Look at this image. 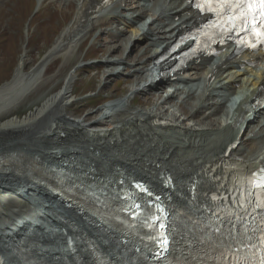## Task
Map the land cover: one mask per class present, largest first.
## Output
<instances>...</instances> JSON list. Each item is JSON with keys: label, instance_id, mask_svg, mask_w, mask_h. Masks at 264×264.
I'll return each instance as SVG.
<instances>
[{"label": "bare ground", "instance_id": "6f19581e", "mask_svg": "<svg viewBox=\"0 0 264 264\" xmlns=\"http://www.w3.org/2000/svg\"><path fill=\"white\" fill-rule=\"evenodd\" d=\"M61 1L65 6L75 3V14L49 52L27 70L24 66L14 68L9 79L0 84V190L17 192L19 198L26 194L38 207L33 219L14 213L0 215V264H96L90 244L96 242L104 248L108 238H99L92 222L59 204L57 196L73 204L63 186L68 178L62 175L65 168L72 170L70 179L78 186L88 175L104 178L103 183L127 175L132 180L143 178L157 184L164 172H170L176 178V195L185 197V184L191 176L206 179V164L223 159L227 145L235 139L240 142L224 154L226 159L238 166H252L255 161L264 164V111L247 114L242 104L264 86V65L257 71L239 69L246 61L258 60L260 53L222 62L227 53L224 51L215 66H207V60L201 59L190 66L186 79L178 77L176 85L171 83L173 90H162L161 96L169 94V108H161L153 100L151 107L135 110L132 104L138 93L151 92L150 99H154L159 85L149 83V65L174 32L194 20L191 10L184 6V0H163L156 15L152 14L154 20L145 25L142 5L137 3L145 0H128V5L117 0L105 14L102 11L106 6L96 0ZM41 2L38 0V7ZM106 22L122 24L108 29L112 40L120 39L108 50V57L116 51L124 53L129 42L132 45L122 58L107 57L102 72L105 79L127 73L130 95L111 101L94 117L72 118L66 109L73 95L75 68L56 94L47 95L34 108L16 115V108L27 103L44 84L48 65L58 57L68 59L91 30ZM127 32L130 36H123ZM142 41L146 46L137 51ZM132 52L136 53L131 57ZM121 65L129 69L122 72ZM180 81L185 89L177 85ZM231 92L241 107L234 118L223 111L226 95ZM178 95L183 96L181 101L176 99ZM255 141L258 143L253 144ZM49 220L55 227L43 225ZM102 226L116 232L109 223ZM67 235L71 236L70 243Z\"/></svg>", "mask_w": 264, "mask_h": 264}, {"label": "rangeland", "instance_id": "374dc122", "mask_svg": "<svg viewBox=\"0 0 264 264\" xmlns=\"http://www.w3.org/2000/svg\"><path fill=\"white\" fill-rule=\"evenodd\" d=\"M37 8H39L37 0H0V84L9 79L18 59L24 60L21 59L25 70L35 64L52 46L61 29L75 14V3L65 6L61 0H45L40 8ZM114 25L122 26V24ZM114 25L106 22L99 28L91 30L68 59L58 57L53 60L44 73V84L27 99V103L16 108L15 114L21 116L28 109L38 105L47 95L56 94L64 84L65 77L75 68L77 75L71 87L73 95L69 97L71 102L66 109L67 114L72 118L84 120L88 118V114L94 117L103 107V101H113L130 95L128 83L130 79L126 78L127 73L105 79L102 72L106 69L102 62L108 57V50L120 41V39L112 40L108 33V29ZM101 29L103 33L99 34ZM123 36H130V34L127 32ZM137 37L138 35L135 36ZM94 38L96 39L93 40ZM131 45L132 43L129 42L124 53L116 51L108 58L124 57ZM143 45L146 46L144 41L140 43L137 51ZM136 52H132L131 57ZM120 67L122 72L125 68L129 69L127 65ZM193 75L190 77L192 80L195 77V74ZM125 79L129 80L125 81ZM179 83L183 85L182 81ZM190 85L195 84L190 83ZM182 88L186 87L183 85ZM149 93L142 91L135 95L134 103H131L133 107H151L154 102L149 98ZM96 156L99 157L98 154ZM13 205L14 202L4 209L0 208V215L7 214L9 209L14 208Z\"/></svg>", "mask_w": 264, "mask_h": 264}, {"label": "snow or ice", "instance_id": "6c2138e0", "mask_svg": "<svg viewBox=\"0 0 264 264\" xmlns=\"http://www.w3.org/2000/svg\"><path fill=\"white\" fill-rule=\"evenodd\" d=\"M202 3L204 6L201 3L195 4L202 12H215L217 16L226 15L228 16L229 22L233 24L237 20L242 25L250 21L252 29L257 27L264 29V20L260 24L256 22L257 15L264 17V0H202ZM256 35L258 37H264V31H259ZM247 183L251 185L249 197L255 196L257 192L260 196H264V169L260 170V174L253 173L252 177L247 180ZM248 203L251 204L253 201L249 199ZM255 207L264 209V199L258 198L255 201ZM237 219H240V217H237ZM153 220L155 221L157 218L154 217ZM154 226V224H149V227ZM159 227L164 228L165 225L160 223ZM217 231L219 230L217 229ZM168 243L169 241L165 237L161 241V247L166 249ZM261 264H264V257L261 258Z\"/></svg>", "mask_w": 264, "mask_h": 264}, {"label": "water", "instance_id": "95a60500", "mask_svg": "<svg viewBox=\"0 0 264 264\" xmlns=\"http://www.w3.org/2000/svg\"><path fill=\"white\" fill-rule=\"evenodd\" d=\"M49 50H50V49H49ZM49 50L47 51V53L49 52ZM47 53H46V54H47Z\"/></svg>", "mask_w": 264, "mask_h": 264}, {"label": "trees", "instance_id": "16d2710c", "mask_svg": "<svg viewBox=\"0 0 264 264\" xmlns=\"http://www.w3.org/2000/svg\"><path fill=\"white\" fill-rule=\"evenodd\" d=\"M96 104H99V103H96Z\"/></svg>", "mask_w": 264, "mask_h": 264}]
</instances>
